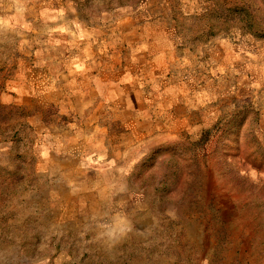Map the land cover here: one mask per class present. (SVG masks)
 <instances>
[{
  "label": "rangeland",
  "instance_id": "374dc122",
  "mask_svg": "<svg viewBox=\"0 0 264 264\" xmlns=\"http://www.w3.org/2000/svg\"><path fill=\"white\" fill-rule=\"evenodd\" d=\"M74 19L140 62L127 111L59 74ZM0 264H230L227 0H0Z\"/></svg>",
  "mask_w": 264,
  "mask_h": 264
},
{
  "label": "crops",
  "instance_id": "0c3cea01",
  "mask_svg": "<svg viewBox=\"0 0 264 264\" xmlns=\"http://www.w3.org/2000/svg\"><path fill=\"white\" fill-rule=\"evenodd\" d=\"M82 25L81 30H77L74 24L71 25L74 40L85 47V52L81 53L82 58L77 64V71L71 72L64 67L59 70V74L61 73L62 78L68 73L77 77L78 87L82 91L79 104L85 107H97L98 111L99 108L110 111V117L123 110L127 111L128 94L131 95L137 91L134 84L135 82L138 84L140 79L138 76L141 70L140 62L125 58L124 55L129 49L123 41L120 42L114 36L110 37L108 32L102 31L99 27L88 26L84 22ZM102 36H105L106 45L98 47L97 41ZM154 55H157V51ZM76 98L78 99V96ZM131 99L132 104L134 103L132 106H136L132 117L134 121L138 123L152 121L149 108L144 107L145 101H137L132 97ZM128 112L132 111L128 110ZM114 121L115 119H112V123Z\"/></svg>",
  "mask_w": 264,
  "mask_h": 264
},
{
  "label": "trees",
  "instance_id": "16d2710c",
  "mask_svg": "<svg viewBox=\"0 0 264 264\" xmlns=\"http://www.w3.org/2000/svg\"><path fill=\"white\" fill-rule=\"evenodd\" d=\"M74 25H75V27H76V29L77 30H81V28L83 27V25H82V21L81 20H76V19H74Z\"/></svg>",
  "mask_w": 264,
  "mask_h": 264
}]
</instances>
